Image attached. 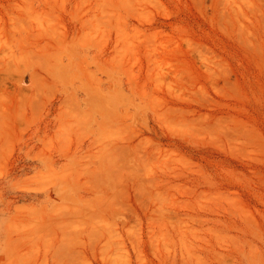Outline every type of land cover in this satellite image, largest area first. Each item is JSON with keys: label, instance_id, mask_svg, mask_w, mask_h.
<instances>
[{"label": "rangeland", "instance_id": "374dc122", "mask_svg": "<svg viewBox=\"0 0 264 264\" xmlns=\"http://www.w3.org/2000/svg\"><path fill=\"white\" fill-rule=\"evenodd\" d=\"M0 264H264V0H0Z\"/></svg>", "mask_w": 264, "mask_h": 264}]
</instances>
